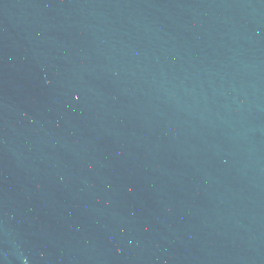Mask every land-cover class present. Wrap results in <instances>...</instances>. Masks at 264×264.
Masks as SVG:
<instances>
[{"label": "water", "instance_id": "water-1", "mask_svg": "<svg viewBox=\"0 0 264 264\" xmlns=\"http://www.w3.org/2000/svg\"><path fill=\"white\" fill-rule=\"evenodd\" d=\"M0 264H264V0H0Z\"/></svg>", "mask_w": 264, "mask_h": 264}]
</instances>
